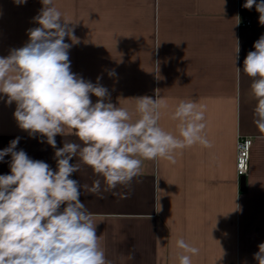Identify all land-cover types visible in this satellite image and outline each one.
I'll list each match as a JSON object with an SVG mask.
<instances>
[{"label": "crops", "instance_id": "crops-1", "mask_svg": "<svg viewBox=\"0 0 264 264\" xmlns=\"http://www.w3.org/2000/svg\"><path fill=\"white\" fill-rule=\"evenodd\" d=\"M245 3L53 0L76 37V42L65 37L72 45L71 71L94 84L100 77L110 102L128 109L133 121L139 118L135 98L142 96L165 102L159 124L174 135L178 121L171 113L181 100H194L205 111L211 148L196 144L177 150L175 163L144 160L141 174L114 190L104 191L103 178L87 165L72 175L110 264H179V238L199 248L192 264H258L253 257L264 243V138L254 124L253 78L242 71L264 25L255 6L249 10ZM42 7L41 0L23 5L0 0V57L28 42V30L39 27L33 18ZM246 19L252 27L239 31L238 21ZM90 98L93 103L98 99ZM6 100L0 94V150L19 137L16 150L56 170L55 149L45 137L20 129L16 104ZM239 138L253 140L250 170L242 178L236 172ZM55 139L58 148L64 142L81 143L74 134ZM10 161V155L0 161V175L10 174ZM96 179L100 194L83 189Z\"/></svg>", "mask_w": 264, "mask_h": 264}, {"label": "clouds", "instance_id": "clouds-1", "mask_svg": "<svg viewBox=\"0 0 264 264\" xmlns=\"http://www.w3.org/2000/svg\"><path fill=\"white\" fill-rule=\"evenodd\" d=\"M23 5L27 0H13ZM43 5L28 30V42L0 57V94L6 103L16 104L14 118L30 137L39 134L55 149L56 170L42 160L31 159L16 150L20 138L0 150V161L11 156L10 174L0 175V264H110L97 235V223L81 201V185L71 178L81 164L103 178L104 191L128 186L141 174L144 160L166 159L175 163L177 150L199 144L211 148L205 134V111L194 100H181L171 113L178 121V135L159 124L165 102L148 96L135 98L132 120L128 109L110 102L108 89L86 81L71 71L65 37L76 42L69 21L53 0ZM255 6L264 25V0H246V9ZM243 61V73L253 78L251 95L256 101L254 124L264 138V35L254 42ZM239 46L237 42L236 60ZM241 69L237 67V75ZM115 75L109 72V76ZM90 95L97 97L93 103ZM74 134L81 143L55 137ZM44 142L43 140L41 141ZM79 163H70L74 158ZM100 194L101 180L83 185ZM159 240V238H157ZM179 264H192L199 248L183 238L176 241ZM254 254L264 264V243Z\"/></svg>", "mask_w": 264, "mask_h": 264}, {"label": "built area", "instance_id": "built-area-1", "mask_svg": "<svg viewBox=\"0 0 264 264\" xmlns=\"http://www.w3.org/2000/svg\"><path fill=\"white\" fill-rule=\"evenodd\" d=\"M252 22L250 19L239 20L237 28L239 31L242 29H250ZM253 140L251 138H239L237 142V160L236 172L239 178L245 177L250 170L251 148Z\"/></svg>", "mask_w": 264, "mask_h": 264}]
</instances>
